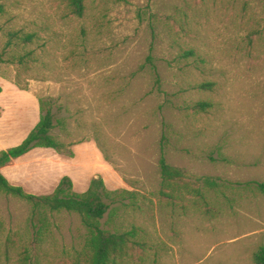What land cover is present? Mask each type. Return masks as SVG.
<instances>
[{"label": "rangeland", "instance_id": "1", "mask_svg": "<svg viewBox=\"0 0 264 264\" xmlns=\"http://www.w3.org/2000/svg\"><path fill=\"white\" fill-rule=\"evenodd\" d=\"M0 2V52L7 31L36 33L28 65L0 63L5 94L51 99L65 145L33 158L37 170L73 157L76 144L97 146L105 162L90 161L108 167L93 178L125 197L104 227L139 228L144 242L120 264H255L264 194L237 184L264 181V0H86L83 17L64 0ZM162 143L188 178L228 185L163 194ZM31 212L0 193V264H77L88 234L80 215L51 214L35 241Z\"/></svg>", "mask_w": 264, "mask_h": 264}, {"label": "trees", "instance_id": "2", "mask_svg": "<svg viewBox=\"0 0 264 264\" xmlns=\"http://www.w3.org/2000/svg\"><path fill=\"white\" fill-rule=\"evenodd\" d=\"M64 1L71 14L77 17H83L86 14V0ZM5 13L6 5L0 2V17ZM35 38V32H26L20 29L7 31V41L4 50L0 52V63L28 65L34 58L35 52L27 47L34 44ZM18 50L24 52L21 53ZM189 53H193V51H189ZM1 92H3V87L0 85ZM39 103L41 112L38 123L21 144L0 151V169L13 159L19 158L37 147L52 148L58 152L64 149V143L60 142L54 134L57 123L52 100L40 98ZM209 106L210 103L205 101L198 104V107L203 110ZM71 155H73L72 152ZM159 166L163 184L162 193L169 197L186 195L202 197L204 187L218 189L228 185L213 176L188 178L189 175L184 169L168 162L164 143L161 144ZM237 186L253 188L264 194V181H247L237 184ZM125 192L130 191L125 190ZM0 193L24 199L31 205L32 212L29 223L35 241H41L50 231L51 214L62 211L79 214L88 234L82 250L79 251L81 257L77 259V264H120L130 252L137 247L144 246V242L139 240V228L111 231L104 227L103 219L110 211L111 206L119 200L123 201L125 197L120 196L121 191L119 190H110L101 176L94 177L89 188L84 192L76 191L71 177L64 176L52 193L38 195L28 192L23 186L12 184L0 170ZM254 261L255 264H264V245L254 253Z\"/></svg>", "mask_w": 264, "mask_h": 264}, {"label": "crops", "instance_id": "3", "mask_svg": "<svg viewBox=\"0 0 264 264\" xmlns=\"http://www.w3.org/2000/svg\"><path fill=\"white\" fill-rule=\"evenodd\" d=\"M0 84L3 87V92L0 93V151H2L24 141L40 119V104L34 96L21 93L5 94L6 86L2 82ZM15 88L12 90L17 92V88ZM28 116L35 117V122L23 130ZM96 147L91 142L76 144L73 148V157L64 159L57 155L56 163L50 164L46 172L37 170V161L34 162L33 158L38 159L44 154L55 156L53 151L56 150L37 147L25 155L13 159L0 170L12 184L23 186L30 193L38 195L52 193L64 176L71 177L76 190L86 191L95 172L104 174L103 169L108 167L106 164L103 165V168L94 166L97 161L105 162ZM93 157L95 163L90 161V158ZM52 181L54 182L52 183Z\"/></svg>", "mask_w": 264, "mask_h": 264}]
</instances>
